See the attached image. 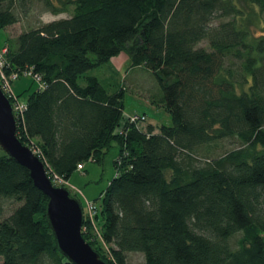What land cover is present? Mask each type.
<instances>
[{
  "label": "trees",
  "instance_id": "trees-1",
  "mask_svg": "<svg viewBox=\"0 0 264 264\" xmlns=\"http://www.w3.org/2000/svg\"><path fill=\"white\" fill-rule=\"evenodd\" d=\"M37 3L56 15L74 10L6 42V73L33 68L43 79L25 97L17 134L67 181L119 144L96 215L112 261L88 224L94 250L111 264H264V32L254 34L250 15L244 23V6L264 13V0H0V28ZM127 48L130 68L158 80L162 93L150 98L172 125L137 128L124 115L125 88L110 92L87 75ZM48 202L5 152L0 264H73Z\"/></svg>",
  "mask_w": 264,
  "mask_h": 264
},
{
  "label": "rangeland",
  "instance_id": "rangeland-1",
  "mask_svg": "<svg viewBox=\"0 0 264 264\" xmlns=\"http://www.w3.org/2000/svg\"><path fill=\"white\" fill-rule=\"evenodd\" d=\"M246 11L247 20L249 15L251 16V26L255 35H260L264 32V13L260 12L257 8L244 6ZM74 6L70 5L68 10L62 14H52L50 12L43 11V7L38 3L32 6V10L28 13L27 17H23L20 22L13 25L11 28H0V52L2 47L6 44L7 40L11 36L17 37L18 34L24 30L33 28L39 22L52 21L57 18L69 17L73 14ZM201 46H207L206 42H202ZM130 49L127 48L121 52V55L112 58L110 62L99 66V68L91 69L87 75L97 76L102 84L107 87L110 92L125 88L124 98V115L134 116L135 114L143 115L148 118L146 122H140L142 129L146 130L148 123L157 125H172L173 118L164 106H160L154 103L150 98V93L161 94L162 90L156 77L146 69L130 68L131 64ZM40 87V83L37 80H31L28 77H22L13 81L11 89L16 95H22L19 97L20 101L25 102L26 95H29L35 89ZM148 129V128H147ZM120 147L117 142H114L112 147L104 155L101 162L87 161L85 162V168L80 171L79 169L72 173L71 179L68 180V186L73 195L79 197L82 201V205L87 210L86 200L96 201L100 207L103 193L109 186V182L115 178L116 166L115 160L118 157ZM5 151L0 147V157L3 156ZM202 158V157H201ZM203 161V160H202ZM83 191V192H82ZM241 234H237L232 239V244L237 246V240ZM100 244L96 243V246L105 253L108 260H111V252L108 246L103 245L100 239ZM131 261L140 263L143 259L141 254H133L130 257ZM112 261V260H111Z\"/></svg>",
  "mask_w": 264,
  "mask_h": 264
},
{
  "label": "water",
  "instance_id": "water-1",
  "mask_svg": "<svg viewBox=\"0 0 264 264\" xmlns=\"http://www.w3.org/2000/svg\"><path fill=\"white\" fill-rule=\"evenodd\" d=\"M13 104L0 85V146L16 162L30 171L36 187L49 202L47 220L54 231L60 252L73 264H111L84 238L85 210L72 190L55 186L48 176V166L30 145L22 142Z\"/></svg>",
  "mask_w": 264,
  "mask_h": 264
},
{
  "label": "built area",
  "instance_id": "built-area-1",
  "mask_svg": "<svg viewBox=\"0 0 264 264\" xmlns=\"http://www.w3.org/2000/svg\"><path fill=\"white\" fill-rule=\"evenodd\" d=\"M6 52V49H3L0 52V85L3 91H5V93L7 94V96L9 97L10 101L13 104V108H14V112L16 114V119H17V123L18 121H23L24 117H25V109L27 107L26 102L20 101L18 95H16V93H14V91H12L11 86L13 81L20 79L21 77H28L30 79L33 80H37L40 83V87L43 86V79H42V75L34 72L33 68L24 70L23 72H13L11 74H7L6 71L3 69L4 67V63H5V59H4V54ZM131 124L136 125L137 128L142 129L140 126V122H146V120L148 118H146V116L143 115H138L135 114L134 116H126L125 117ZM19 125V123H18ZM35 153L40 152L39 148L37 149L36 147H31ZM85 165H79L78 169L82 170V168H84ZM48 176L51 178L53 184L55 186H68V181L65 180L62 176H58L57 174H55L51 169H48ZM73 191V189H72ZM86 205L88 207V209L85 210V218H86V223L83 226V231L87 230V226L88 224L91 225V227L94 230V235L97 239H100L101 242L103 243V245H105L106 247L109 245L105 243L102 234H101V230L98 227L97 224V217L96 215L99 213L100 207L97 205L96 201H89L88 199L86 200ZM110 249V248H109ZM111 252V249H110ZM111 257H112V253H111Z\"/></svg>",
  "mask_w": 264,
  "mask_h": 264
},
{
  "label": "crops",
  "instance_id": "crops-1",
  "mask_svg": "<svg viewBox=\"0 0 264 264\" xmlns=\"http://www.w3.org/2000/svg\"><path fill=\"white\" fill-rule=\"evenodd\" d=\"M5 45H6V44H5ZM5 45L2 47L3 49H4ZM3 49H2V50H3ZM148 124H149V123H148ZM150 124H152V123H150ZM153 125H154V124H153ZM154 126H155V125H154ZM155 127H157V125H156ZM158 130H159V129L157 128V129H156V132H157ZM84 168H85V167H84ZM84 168H83V169H84ZM83 169H82V170H83ZM82 170H80V171H82ZM109 183H110V182H109ZM82 192H83V191H82Z\"/></svg>",
  "mask_w": 264,
  "mask_h": 264
}]
</instances>
